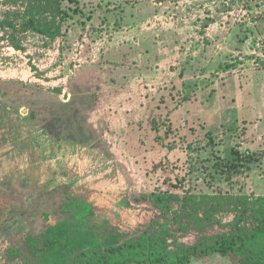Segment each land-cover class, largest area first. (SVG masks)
Masks as SVG:
<instances>
[{
    "label": "rangeland",
    "instance_id": "1",
    "mask_svg": "<svg viewBox=\"0 0 264 264\" xmlns=\"http://www.w3.org/2000/svg\"><path fill=\"white\" fill-rule=\"evenodd\" d=\"M29 18L60 33L0 27V264L158 235L264 264L203 249L264 227V160L222 167L264 150V0H0Z\"/></svg>",
    "mask_w": 264,
    "mask_h": 264
},
{
    "label": "trees",
    "instance_id": "2",
    "mask_svg": "<svg viewBox=\"0 0 264 264\" xmlns=\"http://www.w3.org/2000/svg\"><path fill=\"white\" fill-rule=\"evenodd\" d=\"M76 2L77 0H69ZM65 16V14H64ZM68 17V15H66ZM0 27L9 29L18 34H25L29 31L44 37H56L60 33V26L48 24L44 26L34 19L11 20L4 19L0 22ZM117 64V63H116ZM119 64V63H118ZM264 160V150L261 152L245 153L236 151L234 160L224 161L223 173L232 175L233 169L243 166H250L253 163ZM58 243L50 245L44 254L48 258V264H190V256L185 253L170 254L167 236L158 235L149 238L131 240L119 246H110L104 249L92 248L80 251L67 258L55 257L53 254L57 248H64V241L69 238H60ZM204 252L221 254L223 256H239L257 258L264 254V227L259 228L250 238L241 241L240 244L226 243L221 245H211L203 247ZM63 251L61 250L60 253ZM32 257L34 255L32 254ZM35 258V257H34ZM264 262L263 259H259ZM42 262H31L29 264H41Z\"/></svg>",
    "mask_w": 264,
    "mask_h": 264
},
{
    "label": "crops",
    "instance_id": "3",
    "mask_svg": "<svg viewBox=\"0 0 264 264\" xmlns=\"http://www.w3.org/2000/svg\"><path fill=\"white\" fill-rule=\"evenodd\" d=\"M111 62H112L111 60H108V59H107V60L104 62V64L108 65V67H109V66H113ZM231 62H232V61H231ZM118 67H119V66H118ZM118 67H117V68H118Z\"/></svg>",
    "mask_w": 264,
    "mask_h": 264
}]
</instances>
